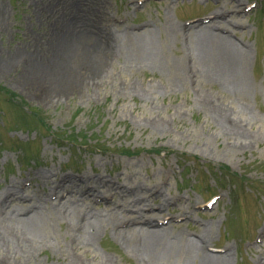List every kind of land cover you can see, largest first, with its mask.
<instances>
[{
    "label": "rangeland",
    "instance_id": "rangeland-1",
    "mask_svg": "<svg viewBox=\"0 0 264 264\" xmlns=\"http://www.w3.org/2000/svg\"><path fill=\"white\" fill-rule=\"evenodd\" d=\"M173 1L0 0V60L17 53L37 52L39 57L66 28L79 33L84 27L90 29L84 39H94L95 28L102 33L108 29L119 45L109 76L99 88L89 94L77 91L54 103L27 88L20 63L0 71V197L13 180L29 196L42 197L51 184L44 185L34 173L51 168L76 178L85 171L94 179L100 175L122 182L125 177L142 189L160 183L164 197L177 198L164 212L191 211V217L175 218L172 225L177 227L169 231L179 229L183 237L195 240L197 229L210 228L208 252L227 249L229 264H256L264 259V237L258 240L264 225V138L249 140L245 146L235 144L216 122L206 120L196 101L200 93L192 89L197 82L180 83L172 67L155 65L148 56L151 43L156 46H150L151 51L163 48L161 36L171 32L172 23L206 19L213 10L228 9L232 3ZM239 1L246 7L237 17L243 34L237 30L238 37L232 40L247 45L245 75L254 86L264 75V0ZM144 23L150 24L153 42L132 34ZM175 41L164 46L172 61L182 48ZM201 81L206 85L200 89L222 95L206 78ZM124 84H130L131 90L123 89ZM143 84L151 89L149 94L139 90ZM247 94L250 114L264 120V103L253 91ZM162 202L161 196H149L148 205L141 206L157 208ZM86 206L105 212L103 203ZM24 208L17 206L15 214L3 218L12 214L11 222L23 225L25 221L18 219L25 218L20 213ZM64 227L55 224L49 235L25 229L37 239L33 254L0 253V264H76L67 259L72 240L60 236ZM82 249L83 261L95 263L108 257L117 264H137L135 254L110 228L88 239Z\"/></svg>",
    "mask_w": 264,
    "mask_h": 264
},
{
    "label": "bare ground",
    "instance_id": "bare-ground-1",
    "mask_svg": "<svg viewBox=\"0 0 264 264\" xmlns=\"http://www.w3.org/2000/svg\"><path fill=\"white\" fill-rule=\"evenodd\" d=\"M228 2L232 3L230 8L223 9L224 11L215 9L206 19L187 24L172 23L171 32L161 36L163 48H153L151 51L155 45L151 43L148 56L155 65L165 64L172 67L180 83L187 79L193 84L197 82L192 89L194 93H200L196 101L203 107L206 120L210 118L219 125L223 135L231 137L235 144L245 146L249 140L260 136L264 138V133L261 132L264 120L252 116L247 104L248 91H253L264 103V75L259 77V84L254 83V86L247 81V45L232 40L233 36L238 37L237 30L243 34V24L237 17L246 7L243 8L239 0ZM173 3L175 4L176 0ZM84 28L80 33L75 32V29H64L65 33L59 34L58 39H52L46 52H41L39 57L36 56L37 52L17 53L14 58L0 60V71L9 70L15 62L20 63L28 79L27 88L43 96L45 102H58L77 91L80 94H89L99 88L109 76V67L113 56L118 53L119 45L118 37L108 29L102 33L95 28V32L92 30L94 39H84L90 32V29ZM132 31V34L150 42L155 39L149 23H144ZM123 33L128 35L131 32L124 30ZM171 40H176V43L180 41L182 44L180 54L174 61L169 59L164 49ZM202 78H206L211 86L221 89L222 95L217 97L208 90L200 89L199 86L206 85L201 81ZM123 86L127 91L132 87L130 84ZM132 89L138 91L134 86ZM139 90L149 94L151 89L143 84ZM34 178L41 180L44 185L51 184L42 197L29 196L17 188L14 180L6 186L7 189L0 197V253L13 254L15 257L33 254L32 247L37 239L25 229L31 232L41 230L49 235L50 228L55 224L64 223L65 227L59 231L60 236L71 238L72 244L67 245V259L76 264H117L108 257L99 258L95 263L88 262L85 258L84 261L81 260L83 244L107 228L131 249L137 264L230 262L227 249L223 253H210L206 250L208 242L212 239L210 228L197 229L194 232L195 240L183 237L179 229L168 230L177 227L172 225L175 218L191 217V211L181 210L175 214L164 212L177 198L164 197L160 183L142 189V185L132 183L125 177L122 182L118 178L106 179L100 175L94 179L85 171L81 177L76 178L67 173L58 174L53 168L37 171ZM92 181L93 184H89ZM149 196H161L163 202L157 208L145 210L141 205H148L146 201ZM78 200L83 204L80 205ZM91 203H103L105 212L92 211L86 206ZM17 206L25 207L20 211L25 218L18 219V222L25 223L19 226L11 222ZM8 213L12 214L3 218ZM53 237L58 241L59 234H53ZM262 237L264 225L260 229L258 240ZM256 264H264V259H260Z\"/></svg>",
    "mask_w": 264,
    "mask_h": 264
}]
</instances>
